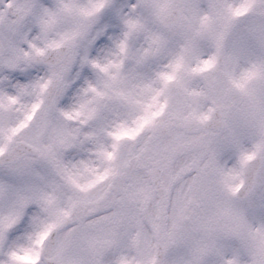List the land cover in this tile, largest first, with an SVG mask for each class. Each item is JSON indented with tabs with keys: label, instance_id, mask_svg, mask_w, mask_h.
<instances>
[{
	"label": "snow or ice",
	"instance_id": "snow-or-ice-1",
	"mask_svg": "<svg viewBox=\"0 0 264 264\" xmlns=\"http://www.w3.org/2000/svg\"><path fill=\"white\" fill-rule=\"evenodd\" d=\"M0 264H264V0H0Z\"/></svg>",
	"mask_w": 264,
	"mask_h": 264
}]
</instances>
